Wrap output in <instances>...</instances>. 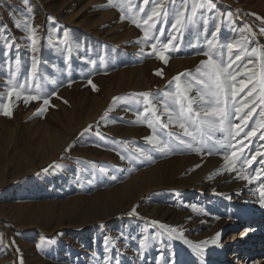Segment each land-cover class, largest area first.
<instances>
[{"label": "rangeland", "instance_id": "1", "mask_svg": "<svg viewBox=\"0 0 264 264\" xmlns=\"http://www.w3.org/2000/svg\"><path fill=\"white\" fill-rule=\"evenodd\" d=\"M262 87L264 0H0V264H199L181 237L249 223L251 256Z\"/></svg>", "mask_w": 264, "mask_h": 264}, {"label": "bare ground", "instance_id": "2", "mask_svg": "<svg viewBox=\"0 0 264 264\" xmlns=\"http://www.w3.org/2000/svg\"><path fill=\"white\" fill-rule=\"evenodd\" d=\"M208 176L210 175L208 174ZM199 177H200L199 175L196 178L192 176V179L196 180ZM260 215L261 217L262 216L264 217V210L260 209L257 213H255L254 217H258ZM251 227L252 225L249 223L247 229L241 231V233H238L235 229V231L233 232V237H234L233 240L237 243L234 245V249L233 251L230 252L228 258L226 254H224L225 245H223L220 240L215 239L211 242H206L200 239L188 240L185 239L184 237H181L182 235L179 236L181 237V239H184L188 249L195 254V257L197 258V260H199V264H239L240 263V261H238V258H240L238 257V255H240L239 252L243 250V253H241V255L244 256L249 251L248 250L249 246H252L254 242L257 244V242H260L261 240V239L260 240L257 239V241H254L252 237H256V236L253 235L246 237V235L249 234V232H252L254 230V229L251 230ZM236 235L237 237H235ZM258 238L264 239V229L262 230V234ZM251 250H255V253L251 254V256H248L247 254L246 257L244 258V264H260V261L264 260V243L259 245L257 249L251 248ZM253 255H258V257L256 259H252ZM188 264H192V263H188ZM240 264H242V262Z\"/></svg>", "mask_w": 264, "mask_h": 264}, {"label": "snow or ice", "instance_id": "3", "mask_svg": "<svg viewBox=\"0 0 264 264\" xmlns=\"http://www.w3.org/2000/svg\"><path fill=\"white\" fill-rule=\"evenodd\" d=\"M203 6L204 5H200V7H203ZM207 6L208 7H212L213 5H211L209 3ZM149 19H151V17H149ZM177 23H179V20L177 21ZM33 44L34 45L36 44L35 40H33ZM231 47H232V45H229V48H231ZM159 58L161 60H165V62H166V58L163 55H161ZM237 59H239V57H237ZM208 63L211 65V70L208 73V75L210 76V78H214L215 79L216 88H217L218 91H220L221 90V85H222V82H223L221 80V78L223 77L224 80H227V78H228L227 75H226V68L215 64V62L211 59V57L209 58V62ZM157 74H160V73H157ZM93 88L95 89V85H93ZM261 91H264V87L261 88ZM16 95H17V98L20 97V93H16ZM143 95H147V94H143ZM36 99H39V97L38 96L25 97V103H27L29 100H36ZM261 102L264 103V99H262ZM48 103H49V101L47 99H45L44 100V104L47 105ZM41 111H43V109H41ZM3 114L6 115V116H11L12 113H11V110L7 106H5ZM262 114H264V113H262ZM180 126L182 128L184 127L183 124H181ZM141 247H144V242L143 241L141 242Z\"/></svg>", "mask_w": 264, "mask_h": 264}]
</instances>
